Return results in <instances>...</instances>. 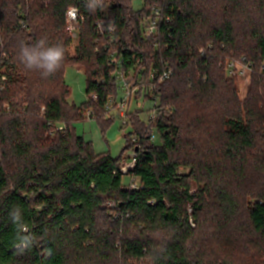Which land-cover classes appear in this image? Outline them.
<instances>
[{
    "label": "trees",
    "instance_id": "16d2710c",
    "mask_svg": "<svg viewBox=\"0 0 264 264\" xmlns=\"http://www.w3.org/2000/svg\"><path fill=\"white\" fill-rule=\"evenodd\" d=\"M134 1L104 0L90 12L86 0H0V264H240L255 259L252 246L264 249V0H142L141 9ZM70 7L84 17L77 40ZM153 8L162 11L158 35L145 39ZM41 38L65 49L47 78L18 59L21 42ZM112 53L133 74L130 103L159 100V144L141 110L127 113L124 151L136 152L129 175L138 188L124 185V151L98 154L72 126L113 121L105 120L118 95ZM242 58L252 84L241 102L229 62ZM166 63L173 75L148 92L150 69ZM70 66L86 74L81 106L69 101ZM15 209L34 238L23 253ZM232 245L240 258L228 254Z\"/></svg>",
    "mask_w": 264,
    "mask_h": 264
},
{
    "label": "rangeland",
    "instance_id": "374dc122",
    "mask_svg": "<svg viewBox=\"0 0 264 264\" xmlns=\"http://www.w3.org/2000/svg\"><path fill=\"white\" fill-rule=\"evenodd\" d=\"M134 6L136 9H141L143 6L142 0H135ZM2 37L0 35V45H2ZM76 42L72 44L70 47V54H75ZM2 53V58H3ZM232 74L231 72H229ZM235 76L234 84L237 91V98L239 101H244L249 92V88L252 84V72H247L244 76H237L236 74H232ZM65 81L70 88V97L69 101L71 103L76 104L77 106H81L88 101V96L86 93L87 81H86V74L84 69L78 66H70L66 69L64 74ZM5 80L3 76L2 81ZM0 91H4V85L0 84ZM159 104L158 99L154 100H147L144 101L143 99L140 100H133L128 110L139 109L141 110V119L147 124L148 120L150 119V114L153 109L158 112L157 105ZM113 120L106 124L104 128L102 122L95 118L87 117L84 120H79L73 123V128L77 135L82 136L85 141L91 142L96 153H110L114 158L119 157V155L124 151L128 144V138L126 137L129 133L133 132L132 127L128 124H123V120L115 113L114 115H106L105 120ZM154 124V120L151 121V125ZM61 128V127H59ZM154 133L157 134V138L154 143L159 144L160 139L157 133V129H153ZM123 161L120 163L123 165L126 162H130L133 158V153L131 149H126L124 151ZM188 169H182V172H188ZM132 175H125L124 176V185L131 186L133 183L136 182V179H133ZM197 189V185L194 184L193 190ZM213 230H208V233ZM210 237L211 234L209 233ZM217 245L214 244V247ZM233 246V245H232ZM252 253L256 252L255 259H248L246 261L240 262V264H264V249L255 248L252 246ZM228 254L234 259L236 257H241V252L239 253V249L235 248V246L227 249ZM239 261V260H237Z\"/></svg>",
    "mask_w": 264,
    "mask_h": 264
},
{
    "label": "built area",
    "instance_id": "2783aa9c",
    "mask_svg": "<svg viewBox=\"0 0 264 264\" xmlns=\"http://www.w3.org/2000/svg\"><path fill=\"white\" fill-rule=\"evenodd\" d=\"M44 2H48L49 0H43ZM110 6V5H109ZM162 17V11L159 8H153L150 16H148L142 23V32L145 39H151L158 35L159 24ZM84 17L79 12L78 8L70 7L66 12V25L67 29L70 32L72 38L77 40L79 30L78 26L83 23ZM104 22L101 21L98 23V28L100 30V34H104L103 30ZM203 52V50H201ZM110 64L115 67V80L116 85L118 87V95L111 96L108 99V103L106 105V112L108 115H114L115 113L123 120V124L128 123V107L132 98L135 96L137 91V87H133L127 81V77H133V74H126L122 67V60L117 57L116 53H112L109 58ZM229 69L232 74H236L237 76H244L247 72H252V65L247 63L245 58L242 59H231L229 62ZM173 75V69L169 66L168 63L164 64L162 68L152 66L149 72L148 78V92L153 93L156 87L168 80ZM137 84H141L140 78L136 81ZM93 99H96V95H92ZM92 114V111H89V115ZM157 112L155 109L152 110L150 114V119L148 120L147 126L151 127L152 136L151 141L154 142L157 138V134L154 133V127L151 125V121L155 119ZM62 130L63 128H59ZM142 136L139 134H132L131 141L133 144H140ZM133 158L131 161L124 163L120 167V171L124 175H128L129 171L132 170L137 162L136 152L132 151ZM136 182L133 183L131 188H138L140 185L139 179L134 177Z\"/></svg>",
    "mask_w": 264,
    "mask_h": 264
},
{
    "label": "clouds",
    "instance_id": "9594fccd",
    "mask_svg": "<svg viewBox=\"0 0 264 264\" xmlns=\"http://www.w3.org/2000/svg\"><path fill=\"white\" fill-rule=\"evenodd\" d=\"M85 7L90 12H95L97 9H103L104 0H86ZM18 59L25 69L39 71L43 78H47L62 67L65 49L59 43L49 45L45 38L39 39L35 44L21 42ZM10 215L16 225L15 247L20 253H23L32 247L34 238L25 234L28 229L22 220L19 209H15Z\"/></svg>",
    "mask_w": 264,
    "mask_h": 264
},
{
    "label": "water",
    "instance_id": "95a60500",
    "mask_svg": "<svg viewBox=\"0 0 264 264\" xmlns=\"http://www.w3.org/2000/svg\"><path fill=\"white\" fill-rule=\"evenodd\" d=\"M137 150V149H136Z\"/></svg>",
    "mask_w": 264,
    "mask_h": 264
}]
</instances>
